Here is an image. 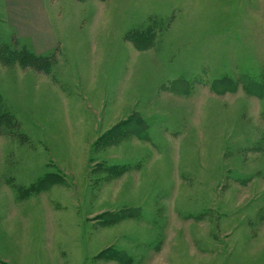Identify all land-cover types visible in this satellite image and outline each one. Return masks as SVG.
<instances>
[{
	"label": "rangeland",
	"instance_id": "rangeland-1",
	"mask_svg": "<svg viewBox=\"0 0 264 264\" xmlns=\"http://www.w3.org/2000/svg\"><path fill=\"white\" fill-rule=\"evenodd\" d=\"M218 259L264 264V0H0V264Z\"/></svg>",
	"mask_w": 264,
	"mask_h": 264
},
{
	"label": "trees",
	"instance_id": "trees-1",
	"mask_svg": "<svg viewBox=\"0 0 264 264\" xmlns=\"http://www.w3.org/2000/svg\"><path fill=\"white\" fill-rule=\"evenodd\" d=\"M56 52H57V48L54 50V52L51 55L46 56V57H42V58L41 57H35L34 55H29L28 53H26V54L19 53L18 58L25 67H30V68L35 69L37 71H42V70H44L43 69V64H44L43 62L54 58ZM41 63H43V64H41Z\"/></svg>",
	"mask_w": 264,
	"mask_h": 264
},
{
	"label": "crops",
	"instance_id": "crops-1",
	"mask_svg": "<svg viewBox=\"0 0 264 264\" xmlns=\"http://www.w3.org/2000/svg\"><path fill=\"white\" fill-rule=\"evenodd\" d=\"M208 248H210V246H208ZM213 248V247H212ZM221 248V247H219ZM233 262H230V260H213V261H205L204 264H232Z\"/></svg>",
	"mask_w": 264,
	"mask_h": 264
}]
</instances>
